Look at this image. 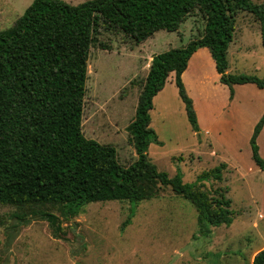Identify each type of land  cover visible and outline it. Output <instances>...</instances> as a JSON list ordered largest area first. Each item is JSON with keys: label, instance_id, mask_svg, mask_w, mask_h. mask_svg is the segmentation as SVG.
I'll list each match as a JSON object with an SVG mask.
<instances>
[{"label": "rangeland", "instance_id": "obj_1", "mask_svg": "<svg viewBox=\"0 0 264 264\" xmlns=\"http://www.w3.org/2000/svg\"><path fill=\"white\" fill-rule=\"evenodd\" d=\"M63 1L78 5L89 0ZM31 2L0 0V31L12 26ZM203 27L193 14L179 33L158 31L139 45L125 41L122 33L102 31L87 64L84 136L113 145L120 164L133 163L127 127L151 58L187 45ZM227 62L228 74L264 78L260 29L252 15L236 17ZM174 80L172 73L153 98L150 127L158 144L149 145L148 157L159 171L169 177L180 174L185 183L225 164L216 186L227 190L232 224L201 234L193 205L169 188L138 204L97 202L70 221L59 216V237L47 221L31 215L21 220L15 208L0 205V264H251L264 248V170L252 159L250 145L264 113V89L220 84L210 52L199 49L181 76L197 118L199 131L194 132ZM256 145L264 162V126Z\"/></svg>", "mask_w": 264, "mask_h": 264}, {"label": "trees", "instance_id": "obj_2", "mask_svg": "<svg viewBox=\"0 0 264 264\" xmlns=\"http://www.w3.org/2000/svg\"><path fill=\"white\" fill-rule=\"evenodd\" d=\"M242 13L258 22L264 51V0H89L78 5L32 0L12 26L0 31V205L15 208L21 220L31 215L47 221L59 237V216L70 221L97 202L138 204L159 198L169 188L193 205L201 234L230 226L227 190L216 186L226 165L202 172L192 183L183 182L180 174L169 177L159 171L147 154L151 143L158 144L149 112L174 73L187 120L199 131L181 76L202 48L210 52L220 84L264 89V78L226 73L235 19ZM193 14L204 24L197 36L151 58L127 127L136 160L122 165L113 145L82 132L90 49L102 31L122 33L136 45L158 31L179 33ZM263 126L264 113L250 140L252 159L261 170L256 138ZM251 264H264V248Z\"/></svg>", "mask_w": 264, "mask_h": 264}, {"label": "crops", "instance_id": "obj_3", "mask_svg": "<svg viewBox=\"0 0 264 264\" xmlns=\"http://www.w3.org/2000/svg\"><path fill=\"white\" fill-rule=\"evenodd\" d=\"M203 49H206V48H203ZM186 69H187V68H186ZM185 71H186V70H185ZM185 71H184V72H185ZM171 74H172V73H171ZM173 74H174V73H173ZM166 81H167V80H166ZM248 85H251V84H248Z\"/></svg>", "mask_w": 264, "mask_h": 264}]
</instances>
